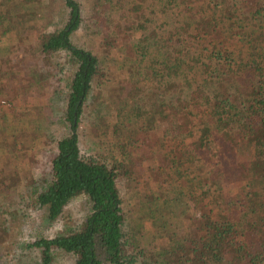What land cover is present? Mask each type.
Listing matches in <instances>:
<instances>
[{
	"label": "trees",
	"instance_id": "trees-1",
	"mask_svg": "<svg viewBox=\"0 0 264 264\" xmlns=\"http://www.w3.org/2000/svg\"><path fill=\"white\" fill-rule=\"evenodd\" d=\"M148 1L96 0L85 19L65 0L67 19L50 31L39 23L42 0H0V45L9 39V55L0 51V264L21 249L14 210H42L53 225L80 198L79 225L26 245L33 264H53L58 252L75 264H264V0ZM148 14L167 20L152 29ZM85 24L104 57L74 44ZM63 54L75 68L61 115L68 133L43 135L49 149L25 155L23 169L17 157L41 124L14 132L8 113L33 90L63 96L53 82ZM105 55L121 61L123 78ZM88 108L113 139L110 159L82 154ZM121 181L135 183L147 208L158 240L150 257L126 230Z\"/></svg>",
	"mask_w": 264,
	"mask_h": 264
},
{
	"label": "rangeland",
	"instance_id": "rangeland-1",
	"mask_svg": "<svg viewBox=\"0 0 264 264\" xmlns=\"http://www.w3.org/2000/svg\"><path fill=\"white\" fill-rule=\"evenodd\" d=\"M77 1L82 6L83 16L85 19H88L96 0ZM147 4L150 5L151 8L155 5L153 0H149ZM35 6L38 11L39 23L41 25H48V30L50 31L60 27L67 19L68 8L65 4V0H42V4L38 2L35 3ZM149 16L154 20V22L151 23L152 29L155 27L158 18L160 19L159 23H164L167 20L166 16L161 14ZM88 25L90 24H85V27H82L73 36V42L81 48L92 50L97 55L104 57V53H102V50L99 47L97 29L89 28ZM8 43L9 39L5 38L0 45V51L5 56L9 55ZM16 54L17 52H11L12 56ZM119 56L120 54L114 56V59H121ZM60 62L63 69L58 75H56V79L55 81L53 80V82L61 84L59 90L64 92L59 93L58 95L63 96H52V93L55 90L54 88L50 91H44V89L42 91L40 90L41 94H38L33 90L26 94V100H24L21 108L17 107L14 113H8L10 114V119L8 115L7 122L10 120L9 128L14 132L19 131V129H16L17 127L21 128L23 126L32 128L37 121L41 124L38 136L29 139V143L31 146L33 145V148L30 150L27 149L17 157V163L23 169H27L22 162L25 155L26 160L32 155L41 159L45 154L44 152L49 149L45 144L47 140H44L43 135H47V139H53V141H55L65 137L68 133L66 125L61 121V115L65 107L64 95H66L67 92L66 87L75 73V68L68 62L64 54L61 56ZM103 64L108 66L112 71H116L119 76L121 75V78L124 77V72L121 69V61L119 63L111 61L109 58H106L105 55V61ZM34 89H37V87H34ZM45 94L46 96H44ZM92 111L91 108L86 110L83 123L81 124L80 145L82 154L85 156L102 155L106 159H110L116 154V151L112 147L113 139L111 137H106V135L102 133L104 130L103 126L100 127V131L96 129L98 125H96L94 121ZM19 120H22L21 124H19ZM112 121H114L113 118ZM27 176L28 171L25 170V173L22 176L23 181H25ZM21 187L24 188L23 186ZM119 188L124 199V210L127 217L126 230L130 234L135 230L138 231L137 238L140 241L142 248L145 249L147 257H150L151 251H157L156 247L158 245V240L153 238V227L146 217V214L148 213L147 208L142 207L139 199L140 195L136 193L138 189L135 187L134 182L133 187L129 188L126 181H121L119 183ZM32 192L33 188L30 189L29 194ZM26 193H28L27 189L25 190V194ZM29 198L31 199L30 196ZM87 208L88 206L85 199H77L69 205L64 217L53 225H48L46 221H44V211L42 210L25 206H23V209L21 210H14L12 219H15L14 227L17 229L15 230L19 232L17 241H19L18 245L21 249H17L16 245H11L12 248L15 246L16 248H14L11 253L12 255L8 257V263L16 264L19 258L22 261L21 264H33L37 262V252L29 251L28 248H26V245L39 237L51 238L59 231H62L66 226L75 227L79 225L87 213ZM53 264H75V258L70 254L58 252Z\"/></svg>",
	"mask_w": 264,
	"mask_h": 264
}]
</instances>
